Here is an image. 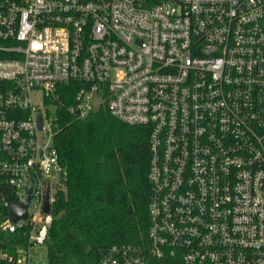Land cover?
I'll return each instance as SVG.
<instances>
[{
  "label": "built area",
  "instance_id": "2783aa9c",
  "mask_svg": "<svg viewBox=\"0 0 264 264\" xmlns=\"http://www.w3.org/2000/svg\"><path fill=\"white\" fill-rule=\"evenodd\" d=\"M64 85L75 116L150 129L147 239L96 264H264V0H0V186L8 212L30 195L3 225L27 238L16 264L47 257Z\"/></svg>",
  "mask_w": 264,
  "mask_h": 264
},
{
  "label": "trees",
  "instance_id": "16d2710c",
  "mask_svg": "<svg viewBox=\"0 0 264 264\" xmlns=\"http://www.w3.org/2000/svg\"><path fill=\"white\" fill-rule=\"evenodd\" d=\"M76 89L63 86L65 105L53 123L54 144L68 173L53 204L46 244L50 264H96L113 245L140 243L148 236L150 129L123 122L106 107L75 116L67 106ZM5 200H16L6 184L0 186V264H16L17 248L27 238L22 230L4 228Z\"/></svg>",
  "mask_w": 264,
  "mask_h": 264
},
{
  "label": "water",
  "instance_id": "95a60500",
  "mask_svg": "<svg viewBox=\"0 0 264 264\" xmlns=\"http://www.w3.org/2000/svg\"><path fill=\"white\" fill-rule=\"evenodd\" d=\"M44 121H43V114L39 113V127L43 128ZM31 191V190H30ZM30 202V195L24 197L19 202H14L9 207V213L14 222L18 221L19 219H25L28 217V207ZM50 202H49V190L47 192L45 198L44 209L46 212L50 211Z\"/></svg>",
  "mask_w": 264,
  "mask_h": 264
},
{
  "label": "rangeland",
  "instance_id": "374dc122",
  "mask_svg": "<svg viewBox=\"0 0 264 264\" xmlns=\"http://www.w3.org/2000/svg\"><path fill=\"white\" fill-rule=\"evenodd\" d=\"M48 115H49L50 120H54L56 118V110H55V108H51L50 112L48 113ZM41 264H50L48 258L44 257L42 259V263Z\"/></svg>",
  "mask_w": 264,
  "mask_h": 264
}]
</instances>
